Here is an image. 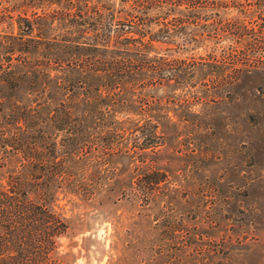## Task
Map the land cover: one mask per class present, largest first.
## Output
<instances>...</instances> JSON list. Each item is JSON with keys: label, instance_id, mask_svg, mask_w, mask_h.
Wrapping results in <instances>:
<instances>
[{"label": "rangeland", "instance_id": "obj_1", "mask_svg": "<svg viewBox=\"0 0 264 264\" xmlns=\"http://www.w3.org/2000/svg\"><path fill=\"white\" fill-rule=\"evenodd\" d=\"M159 2L143 29L147 40L162 31L147 59L164 80L137 89L147 114L121 116L157 123L161 144L143 164L129 152L75 157L70 180L82 188L53 203L68 227L53 264H264V0ZM5 8L25 9L0 0ZM14 33L10 19L0 24V41ZM11 93L27 98L0 82V96Z\"/></svg>", "mask_w": 264, "mask_h": 264}, {"label": "trees", "instance_id": "obj_2", "mask_svg": "<svg viewBox=\"0 0 264 264\" xmlns=\"http://www.w3.org/2000/svg\"><path fill=\"white\" fill-rule=\"evenodd\" d=\"M21 1L24 10L0 14V24L10 19L16 25V33L0 41L1 85L27 94L0 96V169L13 159L19 164L0 177V264H53L68 230L53 203L60 191L82 188L70 180L75 157L99 153L105 160L129 152L143 164L145 150L155 153L161 144L157 123L123 117L133 106L147 114L137 89L164 80L150 75L159 67L147 59L162 31L147 40L143 29L153 19L148 10L161 2L122 0L116 11L97 7V0Z\"/></svg>", "mask_w": 264, "mask_h": 264}]
</instances>
